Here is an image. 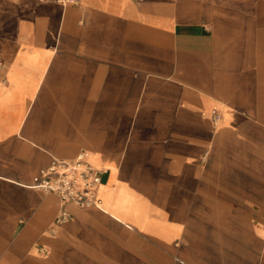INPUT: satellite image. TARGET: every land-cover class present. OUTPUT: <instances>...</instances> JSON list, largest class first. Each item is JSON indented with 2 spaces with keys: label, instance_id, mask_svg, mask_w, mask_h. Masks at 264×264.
Masks as SVG:
<instances>
[{
  "label": "crops",
  "instance_id": "1",
  "mask_svg": "<svg viewBox=\"0 0 264 264\" xmlns=\"http://www.w3.org/2000/svg\"><path fill=\"white\" fill-rule=\"evenodd\" d=\"M0 264H264V0H0Z\"/></svg>",
  "mask_w": 264,
  "mask_h": 264
},
{
  "label": "built area",
  "instance_id": "2",
  "mask_svg": "<svg viewBox=\"0 0 264 264\" xmlns=\"http://www.w3.org/2000/svg\"><path fill=\"white\" fill-rule=\"evenodd\" d=\"M54 2L63 6L78 5L80 0H40ZM215 118H218L217 116ZM105 170L94 167L88 161L86 152H81L74 160H53L41 168L32 178V187L47 194L55 195L61 209L54 219V225L66 223L71 215L68 205L79 208L98 206L97 193L102 184Z\"/></svg>",
  "mask_w": 264,
  "mask_h": 264
},
{
  "label": "bare ground",
  "instance_id": "3",
  "mask_svg": "<svg viewBox=\"0 0 264 264\" xmlns=\"http://www.w3.org/2000/svg\"><path fill=\"white\" fill-rule=\"evenodd\" d=\"M87 155H88V153H87Z\"/></svg>",
  "mask_w": 264,
  "mask_h": 264
}]
</instances>
